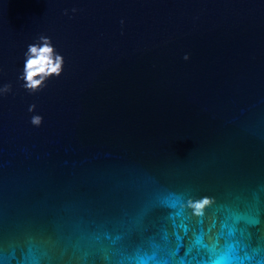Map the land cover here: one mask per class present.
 <instances>
[{"label":"water","instance_id":"1","mask_svg":"<svg viewBox=\"0 0 264 264\" xmlns=\"http://www.w3.org/2000/svg\"><path fill=\"white\" fill-rule=\"evenodd\" d=\"M4 84L0 264H264V0H0Z\"/></svg>","mask_w":264,"mask_h":264},{"label":"clouds","instance_id":"2","mask_svg":"<svg viewBox=\"0 0 264 264\" xmlns=\"http://www.w3.org/2000/svg\"><path fill=\"white\" fill-rule=\"evenodd\" d=\"M72 11L75 12L76 9H72ZM23 55L22 74L17 79L23 81L21 87L29 94L41 91L46 86V80L51 77H59L62 73L63 56L56 52L51 39L47 36H39L37 42L27 46V50ZM184 59L187 60L188 56L185 55ZM11 90L12 86L10 84L0 86V97L10 93ZM35 107V104L29 105L28 111L30 113L33 112ZM42 120V116L33 115L31 116L30 123L35 127H39ZM207 203L208 200L203 199L202 201L190 202V206L195 214L199 215Z\"/></svg>","mask_w":264,"mask_h":264}]
</instances>
